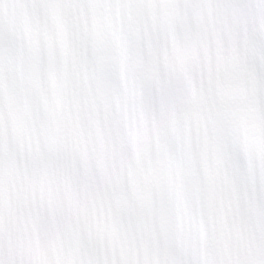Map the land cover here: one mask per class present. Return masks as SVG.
<instances>
[{
    "label": "snow or ice",
    "instance_id": "6c2138e0",
    "mask_svg": "<svg viewBox=\"0 0 264 264\" xmlns=\"http://www.w3.org/2000/svg\"><path fill=\"white\" fill-rule=\"evenodd\" d=\"M0 264H264V0H0Z\"/></svg>",
    "mask_w": 264,
    "mask_h": 264
}]
</instances>
